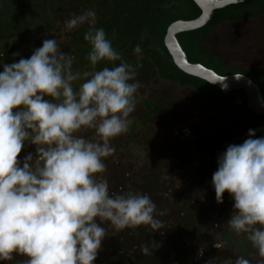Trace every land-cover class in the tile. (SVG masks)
Masks as SVG:
<instances>
[{"label":"clouds","instance_id":"clouds-1","mask_svg":"<svg viewBox=\"0 0 264 264\" xmlns=\"http://www.w3.org/2000/svg\"><path fill=\"white\" fill-rule=\"evenodd\" d=\"M83 24L92 71H73L74 57L56 39L43 40L28 58L2 65L0 264L15 256L25 257L23 264H94L106 222L117 230L166 227L147 194L109 191L104 160L115 152L110 141L128 131L140 84L133 82V65L113 48L105 30L95 27V11L64 21L68 31ZM141 51L139 45L133 49ZM101 61L119 63L96 70ZM90 130L91 137L83 134ZM26 144L35 146V155L18 159ZM211 183L218 204L225 192L234 201L229 228L247 234L264 257V136L249 129L242 143L229 144L217 158ZM158 247L151 241L140 251L150 255ZM234 264L253 262L238 256Z\"/></svg>","mask_w":264,"mask_h":264},{"label":"flooded vegetation","instance_id":"flooded-vegetation-1","mask_svg":"<svg viewBox=\"0 0 264 264\" xmlns=\"http://www.w3.org/2000/svg\"><path fill=\"white\" fill-rule=\"evenodd\" d=\"M178 2L184 3L182 0ZM262 10H264V0H245L223 8L222 12L231 20L225 25L220 24L212 32L210 39H215L217 43L221 29L227 26L225 36L230 50L235 47L234 39L242 42L243 56L231 54L229 58L224 57L226 66L231 69L228 75L246 76L258 86L264 99V48L258 47L260 41H264V33L259 36L257 32L250 31L252 22L258 25L257 29L264 31V13L253 18ZM192 19L195 18L177 20ZM129 55L131 59L129 63L136 71L133 82L138 81L140 88L137 92L135 110L129 117L131 123L128 131L123 133L124 145L121 148L117 144V137L113 138L110 144L115 148V152L104 160L106 168L114 169L110 170L108 176L103 174L108 181L110 193H117V172H115L117 163L119 164L117 157L125 154L122 150H127L129 153L130 148L138 146L145 154V165H143L145 171H139L137 175L136 170H133L137 168L136 165L141 167L140 160L137 159L134 165H131L129 172L121 177L130 180L131 191L138 190V187L145 190L142 194H147L156 204L158 212L156 218L166 225L167 231H172L177 223L178 233L171 235L173 239L170 238V234L166 236L163 233L165 239L163 240L160 234H152L153 231H150L149 244L155 241L161 247L162 242L166 241L169 250L171 244L183 245L186 250L179 249V251L184 253V258L186 256L192 264H228L229 261L234 264L238 256L250 259L253 264H264V257L257 255V250L247 239V234H236L227 224L235 211L231 196L225 192L223 203L218 204L211 183L212 174L217 169L218 156L229 144L242 143L247 138L248 130L251 129L244 121L249 117V112L253 113L246 106L248 99L246 92L238 89L227 93L228 99H245V109L241 106V116L234 115L232 103L225 105L226 110L223 104L216 105L215 111L205 110L193 100L200 99L193 96V90H197L196 84L199 82L194 83L191 80L184 82L182 72L170 65L168 67L171 71L167 72V77H164L159 67L151 61L142 62L141 54L130 51ZM79 83L80 81L73 82V87H78ZM212 118H224L228 126L204 128L202 120ZM252 130L255 131L256 137L264 136V126H257ZM83 134L91 137L92 131ZM27 152L35 155V146L26 144L18 159ZM137 176L142 178L138 179ZM120 189L123 191V186ZM170 200L174 202L171 203ZM101 226L107 229V233L117 234V229L107 222ZM114 240L104 239L101 247L117 246L112 244ZM216 242H222L223 246L215 248L213 244ZM129 245L132 247L131 251L138 246L134 243ZM102 253L100 249L94 264H104ZM24 259L26 258L23 256H15L14 260L3 264H23ZM120 262L125 263L123 260ZM166 262V264L170 263L169 257Z\"/></svg>","mask_w":264,"mask_h":264},{"label":"trees","instance_id":"trees-1","mask_svg":"<svg viewBox=\"0 0 264 264\" xmlns=\"http://www.w3.org/2000/svg\"><path fill=\"white\" fill-rule=\"evenodd\" d=\"M182 1L184 3L178 0H0V71L3 70V64L28 58L45 39H56L61 50L74 57L73 71H92L86 59L90 44L84 40L88 25L83 24L63 34H60V29L61 24L72 14L93 10L96 13L95 27L105 30L106 37L125 62L131 61L129 52L139 45L142 62L151 61L159 67L162 76L167 77V72L171 71L169 65L182 72L165 47L164 35L172 22L181 18H196L201 12L193 0ZM222 11L216 10L204 27L180 33L177 38L189 62L201 63L219 75L226 76L231 69L226 66L220 49L214 51L209 41L212 32L220 24L225 25L231 20ZM263 13L264 10L253 18ZM118 63L101 61L96 65V70ZM182 74L184 82H199L197 87L194 86L197 90H193V96L200 99L193 100L201 108L215 111L216 105L232 103L234 115L241 116L245 99H228L229 95L223 94L218 87L184 72ZM249 113L244 121L251 129L264 126V116Z\"/></svg>","mask_w":264,"mask_h":264},{"label":"rangeland","instance_id":"rangeland-1","mask_svg":"<svg viewBox=\"0 0 264 264\" xmlns=\"http://www.w3.org/2000/svg\"><path fill=\"white\" fill-rule=\"evenodd\" d=\"M257 26L253 22L250 23V31H252V33L257 32L256 34H258L260 36L264 33V31L257 29L258 28ZM227 29H228L227 26H225L221 29L222 34L221 33L219 34L221 36L220 37L218 36L217 43H216L215 39L213 40V38H212V40L211 39L209 40V41H211V43L213 45V50L215 51V50L220 49L219 50L220 54H222L226 58H229L231 56V54L237 55V56L242 55L244 53V49L241 46L242 45L241 41H238V40L235 41V39H234L235 47H234V49H232V51L230 50V48L227 44L228 42H227L226 36H225ZM65 31H67V30L64 27V23H62L61 29H60V34H63ZM214 37H215V35H214ZM216 37H217V34H216ZM222 38H224L225 40H222ZM257 38H259V37H257ZM221 40H222V42H221ZM251 40H252V38H251ZM223 41H225L224 44H223ZM235 42H237V43H235ZM258 47L264 48V41L263 40L260 41ZM258 47H256V48H258ZM225 123H227V122H226V119H224V118H218V119L212 118V119H203L202 120V126L206 129L214 128L216 126L217 127H220V126L226 127L227 124H225ZM124 137H125L124 134H121L120 136L117 137V144L121 148L124 145ZM124 152H125V154H122V155H120V157H117V159H119V164L117 163V170L115 171V172H117V193L121 192V190H122V189H120L121 186H123V192H125V191L127 192L129 190H132L131 185H130V180H128V179L126 180L125 178H122L121 176L122 175L125 176V174L129 172L128 170H130L131 165H134V163L137 161V159L140 160L141 167H139L140 165H136L137 168L133 169V170H136L137 175L140 173L139 171H141V172L145 171V167L143 166V165H145L144 164L145 163L144 162L145 161V154L143 153V151H141L139 149L138 146L130 148V151H128L129 153H127V150H122V153H124ZM110 170L113 171L114 170L113 167L106 168V172L104 174H106L108 176ZM138 177L139 176H137V178ZM120 178H122V180H120ZM141 178L142 177H139L138 179H141ZM133 191L134 192L139 191L140 193L145 192V190H143L142 188H139V187H138V190L134 189ZM170 202L172 203L174 201L170 200ZM176 227H177V223L171 229L172 231H167V227H165L162 230H159L157 232L153 231L151 233L152 234H154V233L160 234L163 240H165L163 237V233H165L166 236L170 234V238L173 239V236H171V235L172 234L174 235V233H178L176 231V229H177ZM105 239H107V240L115 239L112 244H114V245L116 244L117 246L113 245L114 247L105 246V247L100 248L103 252L101 254V256L104 260V264H123L122 262H120L121 260L125 261L124 264H126V263L127 264H166L167 263L166 262L167 257H169V262H170L169 264H192L189 261V259L186 258V256L184 258V253L179 251V249L180 250H186V248L183 245L173 246L171 244V249L169 250L166 247L167 246L166 245L167 243H165L166 241L162 242L161 247H158L155 251H152V253L150 255L142 254L140 251V245L141 244L147 245L146 242L149 244V242L151 240L150 229H148L147 226H140L138 228H135L134 231H132V229L117 230V234L116 233L112 234V232L111 233L109 232V233H107V236L105 237ZM130 242H132V243H130ZM133 243L135 244V246L136 245H138V246H137V249H135V250L133 249V251H131L130 249H132V247L129 244H133ZM179 252H181V253H179Z\"/></svg>","mask_w":264,"mask_h":264},{"label":"water","instance_id":"water-1","mask_svg":"<svg viewBox=\"0 0 264 264\" xmlns=\"http://www.w3.org/2000/svg\"><path fill=\"white\" fill-rule=\"evenodd\" d=\"M244 1L241 0L239 3ZM193 2L200 9L201 14L192 20H176L166 30L164 44L174 64L182 72L218 87L223 94L232 90H244L248 96L247 108L257 116H264V99H262L261 92L255 83L240 74L222 76L200 63L189 62L177 38L180 33L204 27L211 20L214 11L239 3H230L228 0H193ZM225 77H227L226 80H224Z\"/></svg>","mask_w":264,"mask_h":264}]
</instances>
